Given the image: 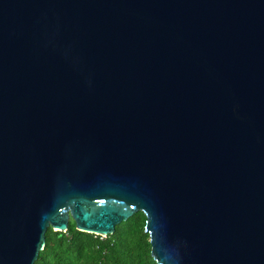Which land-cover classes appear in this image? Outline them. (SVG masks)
Returning a JSON list of instances; mask_svg holds the SVG:
<instances>
[{"label": "water", "instance_id": "95a60500", "mask_svg": "<svg viewBox=\"0 0 264 264\" xmlns=\"http://www.w3.org/2000/svg\"><path fill=\"white\" fill-rule=\"evenodd\" d=\"M138 212L156 264H264V0H0V264Z\"/></svg>", "mask_w": 264, "mask_h": 264}, {"label": "trees", "instance_id": "16d2710c", "mask_svg": "<svg viewBox=\"0 0 264 264\" xmlns=\"http://www.w3.org/2000/svg\"><path fill=\"white\" fill-rule=\"evenodd\" d=\"M145 222L144 214L138 212L104 238L77 231L73 221L67 232L49 228L35 264H156Z\"/></svg>", "mask_w": 264, "mask_h": 264}]
</instances>
